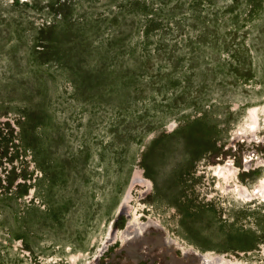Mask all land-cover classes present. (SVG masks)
Returning a JSON list of instances; mask_svg holds the SVG:
<instances>
[{
  "label": "rangeland",
  "instance_id": "obj_1",
  "mask_svg": "<svg viewBox=\"0 0 264 264\" xmlns=\"http://www.w3.org/2000/svg\"><path fill=\"white\" fill-rule=\"evenodd\" d=\"M263 112L264 0H0V264H264Z\"/></svg>",
  "mask_w": 264,
  "mask_h": 264
},
{
  "label": "bare ground",
  "instance_id": "obj_2",
  "mask_svg": "<svg viewBox=\"0 0 264 264\" xmlns=\"http://www.w3.org/2000/svg\"><path fill=\"white\" fill-rule=\"evenodd\" d=\"M230 162L231 161H229V163ZM232 167L233 166H230L229 164H225V165H218L217 164L213 169V176L216 177L219 180V182L221 181V184L223 183L226 186H228L230 184L234 185L232 190L239 197H241L243 199H246V200L249 199L250 200V199H254L256 197H260V195H259L260 192H262V190L264 192V176L259 178V180L257 181V184L255 186L251 187L252 189H249V188L238 183L237 178H236V171ZM137 179L139 180V179H144V178L142 175H140ZM139 181H140L141 185H143V183L145 182L144 180L143 181L139 180ZM231 193H232V191H231ZM127 198L128 197L125 196L122 198V200H120L121 202L119 204V208H121V207L123 208L124 204L126 203ZM242 201H244V200H242ZM127 205H129V204H127ZM131 207H132V204H131ZM136 208H138V207H136ZM133 213H134L133 214V221L127 223V225H126L127 227H126L125 231L121 233L120 237L122 240L127 241L128 240L127 238L132 235L130 242H128V241H127L128 243L126 242L127 246L131 245V247H132V245L136 246L138 244L139 245L142 244V246H140V247L143 248V246H144L146 249H150L149 253L152 252L151 250L155 249V252L158 253V255L155 254L157 257V260H159L158 264H228V261H226L225 259L218 260L217 257L211 256V255H209V253L202 254L197 249H194L192 247L187 248V246H185L179 242L173 241L170 237H168L165 234L164 231H162L161 228H158L156 223H154L151 220H148L146 222L145 221L140 222L139 221V215L137 214L138 212L133 211ZM118 244H119V242H118ZM120 249L122 250V248H120ZM174 249L181 250V252L183 253L182 256L179 257L176 255H173ZM129 252H132V251H129ZM160 252H161V254H160ZM160 255L167 256L169 260H167L166 262L165 261L163 262L162 261L163 257H161ZM169 255H170V257H169ZM226 259H228V258H226ZM229 264H234V262L233 263L231 262Z\"/></svg>",
  "mask_w": 264,
  "mask_h": 264
}]
</instances>
